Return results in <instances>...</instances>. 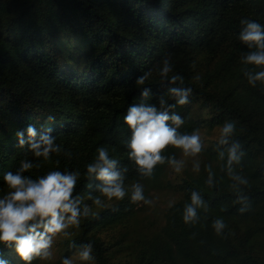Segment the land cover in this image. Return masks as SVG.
<instances>
[{
	"label": "trees",
	"instance_id": "1",
	"mask_svg": "<svg viewBox=\"0 0 264 264\" xmlns=\"http://www.w3.org/2000/svg\"><path fill=\"white\" fill-rule=\"evenodd\" d=\"M243 20L264 25V0H0V197L11 190L5 174L20 171L22 162L32 163L22 175L33 180L52 170L78 171L73 195L82 197L90 213L81 217L69 251L91 243L97 264H210L206 259L214 249L224 264H264V82L252 86L245 75L262 66L243 62L257 50L240 39ZM64 39L78 43L65 49ZM165 60L172 70L162 77ZM173 75L183 83H172ZM173 86L192 89L188 103H176L169 94ZM144 88L151 89L148 97L142 96ZM140 103L180 115V134L234 122L230 143L239 142L244 155L233 164V175L247 184L228 173L226 146L217 141L201 170L177 185L181 197L161 230L117 261L102 233L141 209L142 201L133 202L130 192L144 176L129 157L132 130L123 119L130 105ZM29 126L38 135L50 129L60 151L45 160L28 143L21 145L17 133L27 140ZM100 146L117 159L118 170L127 169L129 193L102 207L93 202L105 198L96 188L101 182L85 175ZM176 150L169 145L161 154L173 157ZM192 191L206 207L197 209L196 222L185 223ZM217 218L226 224L219 234ZM0 258L8 264L35 261L19 260L14 242L0 243Z\"/></svg>",
	"mask_w": 264,
	"mask_h": 264
},
{
	"label": "clouds",
	"instance_id": "2",
	"mask_svg": "<svg viewBox=\"0 0 264 264\" xmlns=\"http://www.w3.org/2000/svg\"><path fill=\"white\" fill-rule=\"evenodd\" d=\"M242 24L245 26L240 33V39L246 42L249 48L257 49L247 54L243 58V62L262 66L258 72H245L248 82L255 86L257 81L264 82V25L249 20H243ZM171 70V64L165 60L160 69V75L167 77ZM146 79L147 74L139 77L137 84L143 85ZM177 81L182 84L183 77L171 76L172 83ZM150 92V88H144L142 96L148 97ZM191 92L190 87L173 86L169 89V94L180 105L189 102ZM165 103L166 101L161 99V105ZM123 119L124 123L132 130L128 143L129 157L134 160L138 172L144 177H151L154 167L157 164L165 163V161L173 167L176 173L182 171L183 160L165 157L161 154L162 150L169 145L182 149L184 156L193 157L201 153L205 147L198 131L194 130L191 134L178 132V128L184 123L180 115H169L167 110H159L153 104L130 105ZM169 120L172 124L167 123ZM50 131L49 129L38 135L36 128L29 126L27 140L24 139V133L20 132L17 135L21 145L28 143L36 157H43L47 160L51 153L60 151V146L55 142V137L50 135ZM234 132V122L226 121L219 130L218 144L226 146L228 173L239 184H247L244 177L233 175V164H239L244 155L239 142L230 143ZM96 153L94 162L86 165L85 175L101 182L96 185V188L107 199H123L129 194L124 184L125 176L123 174L127 169H117L118 161L110 157L106 147H98ZM220 157H224V151L220 152ZM32 166L31 162H22L20 171L6 173L4 180L11 190L7 195L0 197V243L12 246L14 242L15 251L25 262L32 261L34 257L51 258L53 237L57 234L68 236L69 233L66 229L70 226L79 227L81 217H87L90 213V207L82 203V197L78 193L73 195L80 172L52 170L33 180L22 175V172ZM199 170L200 166L197 162L193 165V171L199 172ZM208 172L207 183L211 186L213 173L210 167ZM130 198L133 202L142 201L149 205L152 203L145 196L144 187L140 183L131 185ZM238 198L246 199L243 196ZM190 199L191 202L184 207L183 220L185 223L196 222L198 220L197 209L206 207L199 192L192 191ZM93 202L97 206H103L100 196H96ZM213 226L219 234L226 224L222 218H217ZM78 256L82 261L93 260V245L91 243L82 245ZM0 264H8V262L0 258ZM62 264H74V261L66 257Z\"/></svg>",
	"mask_w": 264,
	"mask_h": 264
},
{
	"label": "rangeland",
	"instance_id": "3",
	"mask_svg": "<svg viewBox=\"0 0 264 264\" xmlns=\"http://www.w3.org/2000/svg\"><path fill=\"white\" fill-rule=\"evenodd\" d=\"M63 47L72 50L77 45L76 40L64 39ZM202 116L210 119L208 115L209 110L201 111ZM222 126L208 125L198 132L200 133L202 143L205 145L202 152L193 156H184L182 149L177 148L173 156L177 160H183L184 166L180 173H176L171 165L168 163L165 166L155 171L151 177H143L140 184L144 186L145 196L148 197L152 203H141L138 207L141 209L127 219L124 224H119L115 227L103 231L102 236L112 246L111 253L113 259L120 260L126 259L127 254L131 252L129 247L135 245L139 240H144L157 234L161 227L164 225L166 215L169 208L180 199L181 193L178 191L177 185L182 180L194 173L193 165L199 163L200 170L202 165L207 161L206 151L213 148L219 138V130ZM199 170V171H200ZM102 204L107 206L115 203L117 199L111 200L106 197L103 198ZM171 205V206H170ZM261 208L260 206H258ZM79 227L70 226L66 231L68 236L57 234L53 237L52 257L49 259H42L41 257H34V264H62L64 258H71L74 264H97L94 260L82 261L79 259V249L69 251V240L76 236ZM120 242V245H114ZM20 258V257H19ZM19 260H22L21 258ZM206 261L210 264H224L223 260L216 254L214 249H210V254Z\"/></svg>",
	"mask_w": 264,
	"mask_h": 264
}]
</instances>
